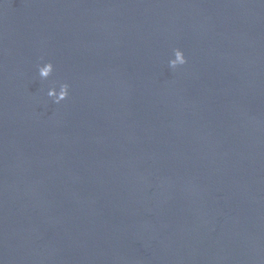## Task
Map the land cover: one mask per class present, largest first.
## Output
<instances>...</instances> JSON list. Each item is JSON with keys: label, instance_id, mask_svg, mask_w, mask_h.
I'll return each instance as SVG.
<instances>
[{"label": "water", "instance_id": "95a60500", "mask_svg": "<svg viewBox=\"0 0 264 264\" xmlns=\"http://www.w3.org/2000/svg\"><path fill=\"white\" fill-rule=\"evenodd\" d=\"M0 264H264V0H0Z\"/></svg>", "mask_w": 264, "mask_h": 264}, {"label": "clouds", "instance_id": "9594fccd", "mask_svg": "<svg viewBox=\"0 0 264 264\" xmlns=\"http://www.w3.org/2000/svg\"><path fill=\"white\" fill-rule=\"evenodd\" d=\"M188 63V58L185 52L181 48H175L173 50V56L169 59L168 64L171 69H177ZM55 72V65L51 61L42 63L38 66V75L41 80H48ZM70 95V85L68 83H62L59 87H51L47 91V96L52 98L54 103L60 104L68 99Z\"/></svg>", "mask_w": 264, "mask_h": 264}]
</instances>
